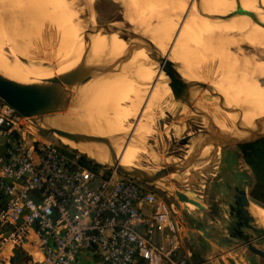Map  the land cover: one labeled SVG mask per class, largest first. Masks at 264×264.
Returning a JSON list of instances; mask_svg holds the SVG:
<instances>
[{"label":"bare ground","instance_id":"6f19581e","mask_svg":"<svg viewBox=\"0 0 264 264\" xmlns=\"http://www.w3.org/2000/svg\"><path fill=\"white\" fill-rule=\"evenodd\" d=\"M162 1H164V2H162ZM174 1H176L177 4ZM200 1L202 3L204 2L203 0H200ZM261 1H263V0H261ZM18 2L22 4L21 6H23V7L20 6L21 9H23V10L26 9V11H30L29 9H33L35 6V8L33 9L34 12L37 11V15L38 14L43 15V16H38L39 23H43L45 26L50 25V27H52L51 28L52 30H50V27L49 28L46 27V28L50 30V33L53 35V38H55L53 41L51 40L55 44H51V45L46 44V46L43 45L42 47H39L37 49L25 51V52H23V55L12 54V55H8L7 57H5V60L3 63V68L8 69L9 71H0V73H2V75H4L7 78V80H9L8 82L11 83V81H12L13 83H18L19 85H21L23 87H25V86H31L32 87L33 86L34 92H37L36 94L39 97H42L46 101L50 102L54 98L55 87L61 81L63 73H59V74H56L55 76H51L49 78L42 79L43 76L45 75V73L48 72V71L44 70V68H43L42 69V71L44 70L43 74H41L35 78H31L32 74L29 71H31L33 68L42 67L49 62L51 63L53 61V59H56V58L81 57L82 54H84V53L85 54L82 57H87V58H90V59H93L96 61L104 62L105 64H111L113 62H115V64H118L119 62L123 63V62H125L124 59L129 58V53L127 52L126 46L130 47L129 49H131L133 54H134L133 59H131L128 62V64L125 63L126 66L122 67V69H124V68L126 69V67L131 66L129 64L133 63L134 60L135 61L138 60L140 62V64L142 65V67H139L137 69L133 68L134 69V77L138 81H136V82L130 81L131 86L133 87V89H135L134 91H142V90L144 91V89L146 90L147 88L143 86V85H145L144 83H146L148 87L151 86V88L149 89L146 100L144 99L145 102L142 104L141 113L139 114L138 118H141V116H143V114L144 115L147 114L148 117L150 116L152 118V120L158 121V123L163 128H165L168 132H170V134L173 137L180 138V139H187L190 142V144H192L193 149L210 150V149H212L211 146L204 147V146H196V145L202 144L203 142H205L206 138H208L210 135H212V136H225V137L228 136V133L231 132L227 129L228 124H226V123L222 124L223 122H225L222 120V117H224L223 115L226 114L227 112L219 110L216 114H213L212 116L210 114L209 118L214 116V118L213 119L211 118V119L214 121L215 124H211L209 122H206L207 120L202 121V122L200 121V119H199V122L194 121V120H192V118H190L189 121H185V122L182 121V117H184L185 114L182 112V109H178V108H176V106H174V103L172 102V98L168 97L169 95L166 94V89H164V85H162L164 75H163V73H160V72L161 71L163 72L164 70H166L168 68V66H166V65L163 67H162V65L160 66L159 61L155 60L151 57V56H154L157 59H159V57H160L159 54H161V48L165 45L166 40L170 41V39L172 38L171 37L169 39V34L172 33V36H173V32H171V31L174 30V25H175V23H177L176 21L181 17V15H180L181 12H179V11H183L186 9L185 21H182L183 23H181L182 24L181 29H178L176 34L173 36V41H172L171 47L168 49V52L166 54V57H167L166 60L174 61V64L175 65L177 64L176 66H178V64L183 65L182 67H184L185 70L187 69V72L195 71L200 76H208V79H199V77L197 78L195 76L194 80L193 79H190V80H193V81L196 80L198 82H203L204 84L211 85L212 88L214 87V89L217 90V92L222 96L223 100L227 104L230 103L231 105L238 106L241 110H243V113L246 112V110H247L248 113L246 112V115L243 117V120H242L245 123L242 122V124H241L246 129V131L256 132V131L264 128V87L261 86V84H260L261 82H259V84H257L258 80L259 81L262 80V82H264V39H260L259 36L258 37L256 36L257 38L253 37V35L250 34V31H253V30L255 31L256 27H260V25H258L256 22L255 23L257 25H255L254 22L252 24L250 21H247L248 19L242 24L240 22L233 23L231 21H229V22H226L225 20L222 21L217 16H215L213 13V11L220 9V8H218V6L214 7L211 5L212 3L207 4L205 2L203 4L201 3L199 5H195L194 4L195 0H125L124 4H122L120 12L115 13V16L116 15H118V17L120 16L119 18L117 17L118 20H116L115 22L111 21L113 24H110V26L102 25V26H98L97 28H95L91 24V20L89 18L91 16H88L87 15L88 13L86 14V12H84V10L81 6V2H82L81 0H19V1H17V3ZM86 2H87V0H86ZM86 2L83 4L84 6L86 5ZM91 2H92V0H91ZM33 4H34V6H32ZM248 4H255V3L253 1H250V0H245V4H242L240 2H234V5L228 4V7L230 8L231 11L235 12L237 5H241V9L244 10L245 12H247L249 10V8L251 7L250 5L248 6ZM131 5H133L132 8H131ZM214 5H216V4H214ZM29 6L30 7L32 6V8H30ZM10 7L11 6H8L9 9H10ZM87 7H85V8H87ZM228 7H226V9L229 11ZM12 9H15V8L12 7ZM198 9L199 10L201 9L203 11L202 12L200 10L201 13L203 14V17H204V15L205 16L207 15L206 16L207 19H204L205 17L200 18L198 16V11H199ZM222 10L225 11L224 8H222ZM115 11H116V9H115ZM30 13H31V11H30ZM31 15H33V14H31ZM34 16H35V18H37L36 15H34ZM34 16L32 17V19L34 18ZM115 16H114V19L116 18ZM212 16H213V18L215 17L214 18L215 20L214 19L212 20L211 18L208 19V17H212ZM40 18H41V20H40ZM86 20H87V22H89L88 23L89 28L86 24H85L86 27L83 25V22L85 23ZM27 21H25V22H27ZM31 21H32V23H31ZM33 22L35 23L36 19H35V21H34V19L30 20L29 23L33 24ZM29 23L27 22V24H29ZM39 23H38V21L35 23V24H37V27H38V25H40ZM43 24H41V25L43 26ZM111 26L119 27V29L113 28ZM125 26L128 28V30ZM239 27L244 28V30L241 31V29ZM41 28L43 29V27H41ZM46 28L44 27V30ZM84 29H85L86 33H85ZM34 30H37V29H34ZM38 30H40V29H38ZM44 30H43L44 35L47 31L49 33V30H47V31L45 30L46 32H44ZM40 31H42V30H40ZM8 32H9V30H8ZM18 32H17V34H18ZM83 32H84V34H83ZM49 34H48V36H49ZM4 35H7V34L2 33L0 31V47L2 45L8 46L6 43H8L9 40H11V39H8ZM46 35H45V38H46ZM54 35H56V36H54ZM14 37L16 38V36H14ZM84 37H86L87 40H85ZM104 37H106V38H104ZM109 37H110V39H109ZM15 38H13V39H15ZM13 39H12V41H13ZM50 39H48V41H50ZM5 41H6V43H5ZM225 44H226V46L230 47V49H231V47H233L235 50L233 52L232 51L230 52L227 49L228 47L225 46ZM241 45H245V46L251 48L252 50H256V51L262 50L263 52H262V54H260L258 56H256L255 54H251L249 56H247V55L244 56V55H241V53H240V47H242ZM87 46H88V50L86 52L85 50H86ZM186 47H188L187 50H186ZM173 48H175L174 49V57L170 56V54H169ZM6 49H7V47H6ZM25 49H27V48H25ZM22 56H23V58L24 57L25 58L22 59L21 58ZM30 57H31V60L29 61ZM211 59L216 60V61H214V64L211 62ZM70 60H71L70 58H69V61L64 59L63 61L64 62L67 61V63H65V64L68 66H66L64 64L65 65L64 67H61V68L58 67L57 69L58 70L62 69V70L67 71V69L69 70L70 68L75 66L76 63H78L74 60H79V59L74 58L73 61L71 60L72 62ZM60 61L61 60L59 59V62ZM177 61H178V63H175ZM82 62H84V61H82ZM92 62H94V61H92ZM35 63H37V65ZM61 63H59V64H61ZM89 65H91V63ZM180 65H179V67L181 68ZM100 66H101V64H100ZM66 67H67V69H65ZM82 67H83V65H82ZM45 68H47V66ZM48 70H51V67ZM116 70H117V72L121 71V69L120 70L116 69ZM182 70L183 69H180L181 72H184V73L186 72V71H184V70L182 71ZM89 71H91V70H89ZM89 71H88V73H89ZM210 71H212V72L209 74ZM75 72L76 71L74 69V73ZM127 72H128V70L126 69V73ZM219 72L222 73L223 75L221 74L222 75L221 76ZM207 73L209 75H207ZM48 74H50V73H48ZM123 74H125L124 71H123ZM89 77H90V75H89ZM95 80H97V79H95ZM185 81L188 82L186 79H184L183 82H185ZM93 82H95V81L91 82L92 83L91 88H93ZM183 82H182V84H184ZM213 83H215V86L213 85ZM100 84H102V83H100ZM102 85H109L108 87L105 86V88H106L105 93L108 92V95L110 94L109 95L110 101L112 100L110 102V109L111 110L113 109V107H111V106L116 105L117 107L118 106L120 107L121 104L122 105L126 104V107L123 108L124 111L122 110L123 112L122 111H121V113L117 112V110H116L117 107H116V109H115L116 112L114 113V111H115L114 110L113 112L110 113V115H109L110 118L108 117V120L110 121V125H111L109 127L110 130H108L106 132H105V130H107V129L102 130V132L104 131V134H102V136L104 135L107 138V137H110V134L116 135L117 133L121 132L119 125L123 126V124L121 123L122 120L123 119L125 120L128 117V114L130 115L129 112H131V110H133L135 107L137 108L138 104L142 103L143 98H141L140 95H137L138 93L137 94H133L130 92L127 93L121 85L118 86L117 90L112 89L110 84H109V81L108 82L106 81ZM96 86L97 85H95V87ZM220 87H221L222 91H220ZM201 88H200V90L196 89L197 92L198 91L200 92ZM95 89H97V87ZM91 90H93V89H91ZM91 90H88V91L92 92ZM204 90H205V88H204ZM97 91H98V89H97ZM214 91L211 93H214L213 96L215 97ZM99 92H101V91L99 90ZM93 93L92 94L90 93L92 96L89 94V97H90V98L88 97L89 99L86 96L84 97V101H86V102L88 101V103L90 102L91 104H93L92 106H94V104L96 102H98V99L100 98L99 93H96V94L94 93V95H93ZM193 93L194 92H192L190 94L192 95ZM203 93H200L201 94L200 95V94L195 92V97H194V95L192 96V97H194L193 100H195L196 102H198V100H199L198 104H200V105H198V106L199 107L202 106L203 109L204 108H206V110L208 108L213 109L212 108L213 103L210 102L211 98L204 97L202 95ZM156 94L159 96H156V100L153 101V97ZM208 94H210V93H208ZM208 94H206V95H208ZM86 95H88V94H86ZM95 95H97L98 98H96ZM100 95L102 96L105 94L101 92ZM108 95L105 97H108V99H109ZM184 95H186V94H184ZM80 96L81 95H79V98H80ZM92 97L94 99H97L96 102H94L95 100H93ZM104 99H106V98H104ZM117 100H119L120 102L118 103ZM193 100L190 99L187 101H193ZM82 101H83V99H82ZM100 101H102V100H99V102H98L99 104H100ZM217 101L218 100H216L215 103ZM196 102H195V104L197 106ZM82 103H84V102H82ZM102 103L103 102H101V104ZM97 104H95V105L97 106ZM148 104H151V105H148ZM189 104L192 105L191 102ZM189 104H188V106L190 108ZM204 104H206L207 106H204ZM216 104H219V103H216ZM185 105H187V104H185ZM105 107L107 109L109 108L108 106H105ZM194 107H195V105L193 106V108H190V109L191 110L195 109L196 107L195 108ZM216 107H217V105H216ZM230 108H232V107H230ZM95 110H96V108H95ZM95 110H93V112ZM102 110L106 111L105 109H102ZM102 110H101V112H102ZM86 111H88V110L86 109ZM198 111H200V110H198ZM95 112H97V111H95ZM98 113H100L99 110H98ZM239 113H240V111H239ZM243 113H241V115ZM72 114H73V112H72ZM83 114H84V116H82V117L85 119L87 117V116L85 117V114H87V113H83ZM195 114H196L195 112H194V114L192 113V116ZM97 115H99V114H97ZM89 116H90V114H89ZM105 116L106 115H104V117ZM107 116H106V118H107ZM198 116H200V114H198ZM234 116H236V115H234ZM96 117H98V116H96ZM23 118H25V117H23ZM83 118H81V121L84 120ZM89 118H91V117H89ZM99 118H100V115H99L98 119ZM196 118H198V117H196ZM228 118H229V116H228ZM26 119H28V118H26ZM76 119H72L74 122L69 121V122H66L65 124H61L62 125L61 127H63V126L66 128L71 127V129L73 127L76 130H69L70 129L69 128L68 132L85 134V135L93 138L96 141V144H94V146L89 145V144H74L72 141L66 140L64 138H60V139H63L64 141H66V144L69 145L71 148H75L80 153L85 154L87 157L95 160L96 162H99V163L109 162L110 158H108L107 156H104V157L98 156L99 148H100L99 146H101L100 144H102V140L97 139L98 140L97 141L96 137L101 136V134H100L101 132L99 133V135L98 134L96 135L95 133L97 131L96 129L98 128L100 121L96 122L95 120H97V119L93 120L94 116H93V119L91 118L93 121L86 118L87 119L86 123H85V120L83 123L81 121H78V123H75ZM254 119H255V123L258 125V127L254 128V129L252 128L250 130V129H248V125ZM195 120H198V119H195ZM46 121L51 126H53L55 124L53 121H50L49 119H46ZM105 121H107V120L104 119L103 122H105ZM109 121H107V122H109ZM142 121H140V122H142ZM145 122L147 123L148 121H143V123H140V124L144 125V124H146ZM229 122H230V120H229ZM100 125L103 126V124H100ZM147 125H148V123H147ZM104 126L106 127V125H104ZM135 126H136L135 127L136 129H134L132 131V134L137 139L133 143L132 150L129 148L130 149V151H128L129 153L126 150V149H128V148H126V146H125L126 149L124 148L121 151V154H119L120 156L117 157L119 159V161H118L119 165L124 166V167H137V170H138V173L140 174V176H141L142 172H147L150 176L159 174V176H160L159 178H163L164 177L163 175H166L169 178V176L167 174L163 173L160 170L154 169L150 166L149 161L152 163L155 161L154 157H157V156H155V153H151L150 157L147 156V158H144L145 161L148 159L149 165L145 164L143 162L144 160H142L143 164L140 162V159L143 158L142 156L144 154H146L144 152L143 147L148 145V144L139 140L140 137L137 135L138 132H136L137 127H139V125L136 124ZM57 129H60V128H57ZM64 129H60V130H64ZM221 129H224V131H221ZM64 131H67V129ZM182 132H191V133L194 132V133L190 134L189 136H186V135L184 136L183 135L184 133H182ZM204 133H206L207 135ZM133 136H130V139H132L131 137H133ZM121 137H122V135L120 137L118 136V139ZM110 138H109V140H110ZM133 139H135V138H133ZM109 140H108V142H109ZM106 141L107 140H105L104 142H106ZM216 145H218V143H216ZM104 146L102 145L101 147L102 148L104 147V148L103 149L100 148V149L105 150V148H106V150L107 151L109 150L110 152L113 150V149H111L110 145H108V144L107 145L104 144ZM173 146H175V145H173ZM134 149L137 151H135ZM115 150H118V148L116 147ZM104 152H106V151H104ZM181 157H183V156H181ZM206 158H208V157H203L202 159H200L194 167L201 166L202 163L205 162ZM192 180H193V178H192ZM192 180L190 179L191 184H192ZM174 183H175V185H171V183H170L168 186H164L162 188L164 190H166L168 192V194H170V195H172L170 193V192H172L173 196L175 197V195L177 193H179L178 185L181 182H174ZM215 192H216L215 188H211L209 193L211 195V194H214ZM248 210H249L250 214L253 216V218L255 219V221L257 222V224H259V226L264 229V211L260 210L259 208H257L256 206H253V205H249Z\"/></svg>","mask_w":264,"mask_h":264},{"label":"built area","instance_id":"2783aa9c","mask_svg":"<svg viewBox=\"0 0 264 264\" xmlns=\"http://www.w3.org/2000/svg\"><path fill=\"white\" fill-rule=\"evenodd\" d=\"M37 131L0 100V264L15 250L26 264L86 254L103 264H192L178 253L182 222L155 188L115 170L97 174Z\"/></svg>","mask_w":264,"mask_h":264},{"label":"rangeland","instance_id":"374dc122","mask_svg":"<svg viewBox=\"0 0 264 264\" xmlns=\"http://www.w3.org/2000/svg\"><path fill=\"white\" fill-rule=\"evenodd\" d=\"M17 1H19V0H17ZM17 1L16 0H0V31L2 33L7 34V35H4V36H6L8 39H11L8 42L10 45L8 43H6V41H5V43L8 46H6V45L3 46L2 45L0 47V71H9L8 69L3 68V63H4V60H5V57H7L8 55H12V54H14V55H17V54L18 55L19 54L20 55H23V52H25V51L34 50V49H37L39 47H42L43 45L46 46V44L47 45L48 44L49 45L55 44V43L52 42L55 38H53V35L50 33V30H52L51 29L52 27H50V25H48V26L46 25L45 26L43 23H39L38 16H43V15L42 14L41 15L40 14L37 15V11L34 12V10H33L35 8L34 4L32 5V6H34V8L33 9H29L31 11V13H30V11H26V9L25 10L21 9L20 6L22 4L19 3V2L17 3ZM81 1H82L81 2V6H82L84 12H86V14L88 13L87 14L88 16H91V17H89L90 20H91V24L95 28H97L98 26H102V25L110 26V24H113L112 22H115L116 20H118V18L120 16L119 17H118V15L115 16V13L116 12L117 13L120 12L121 7H122V4H124V1L125 0H92V2H91V0H87V2H86V0H81ZM203 1L205 3H207V4L212 3L211 4L212 6H214V7H217L218 6V8H220V9H217V10L213 11V13H214L215 16H217L222 21L223 20H225L226 22L231 21L233 23L240 22L242 24V23H244L248 19L247 21H250L252 24L254 22L255 25H257V24L260 25V27H256L255 28V31L254 30L253 31H250V34H252L253 37H256V36L258 37L259 36L260 39H264V28H263V26H264V0L263 1H261V0H250V1H253L255 4H248V6L250 5L251 7L249 8V10L247 12L253 13L255 15V18H256V21H257L256 23L257 24L255 23V21H253L252 19L248 18V16L238 15L237 13H235L236 10H235V12H233L228 7V4L234 5V2H240L242 4H245V0H211V1L210 0H203ZM85 2H86V5L84 6L83 4ZM162 2H164V1H162ZM174 2H176V1H174ZM201 3L202 2L200 0H195V2H194L195 5H199ZM176 4H177V2H176ZM214 4H216V5H214ZM7 5L8 6H11L10 9L8 8ZM32 6L31 7L29 6V7L32 8ZM237 6H240L241 7V5H237ZM12 7H14L15 9H12ZM21 7H23V6H21ZM85 7H87V8H85ZM132 7H133V5H131V8ZM226 7L229 8V11L226 9ZM222 8H224L225 11H223ZM115 9H116V11H115ZM200 10L198 11V16L200 18H204L205 17L204 19H207V17H206L207 15L206 16L204 15V17H203V14L201 13L202 10L201 11ZM179 12H181V14H180L181 17L176 21L177 23H175V25H174V30L171 31V32H173V36L176 34V32L178 31V29H181V27H182V24L181 23H183L182 21H185V18H186L185 17V15H186V9L183 10V11H179ZM31 14H33V15H31ZM34 15H36L37 18H35ZM33 16H34V18H33L34 21L36 19V22L38 21V23L40 24V25H38V27H37V24H35L36 22L35 23L33 22L34 25L29 23L30 20H33L32 19ZM114 16L116 17L115 19H114ZM210 18L213 20L215 17L214 18H213V16L212 17H208V19H210ZM40 20H41V18H40ZM25 21H27L30 25L27 24V22H25ZM86 22H87V20L85 21V23L83 22V25L85 26V24H86L88 26V28H89V24H88L89 22H87V23ZM31 23H32V21H31ZM41 24H43V26ZM41 27H43V29ZM44 27L45 28L46 27L47 28L50 27V30L46 28L47 30H49V33L50 34L48 33V31L46 29L45 30L47 32L44 30ZM111 27L116 28V29H119V27H114V26H111ZM34 29H37V30H34ZM38 29H40L42 31H40ZM240 29H241V31L244 30V28H240ZM8 30H9V32H8ZM43 30H44V32H46L45 35L47 33L49 34V36H48V34L46 35V38H45V35L43 34ZM127 30H128V28H127ZM84 31H85V29H84ZM17 32H18V34H17ZM85 33H86V31H85ZM83 34H84V32H83ZM14 36H16V38ZM54 36H56V35H54ZM173 36H172V33L169 34V39L171 37L172 38L170 39V41L169 40H166L165 41L166 43L162 47L163 49L161 48V54H159V56H160L159 59H167L166 54L168 52V49L171 47V44H172V41H173ZM12 37L15 38L16 40L13 39ZM47 38L48 39L51 38L50 41H48ZM104 38H106V37H104ZM12 39H13V41H12ZM109 39H110V37H109ZM225 46H226V44H225ZM241 46L242 47H240V53H241V55H244V56H246V55L249 56L251 54H255L256 56H258V55L262 54V52H263L262 50H257V51L256 50H252L251 48H249V47H247L245 45H241ZM6 47H7V49H6ZM226 47H228V46H226ZM25 48H27V49H25ZM129 48L130 47H127L126 46L127 52L129 53V58L128 59H124L125 62H123V63L122 62H119L118 64H115V62H113L111 64H105L104 62L96 61V60H93V59H90V58H87V57H82V56H84V54H85L84 53V54H82L81 57H63V58H56V59H53V61L51 63L49 62V63H47L46 65H44L42 67L33 68L31 71H29L32 74V77L31 78H35V77L43 74L44 70L48 71V72L45 71L46 73H45V75L43 76L42 79L49 78L51 76H55L56 74H59V73H63L62 74L61 81L55 87V90H54V98L55 97H58V96H61L62 94H65V93H71L73 95L72 103L70 104V106H68V108L64 112H62V113H60L58 115H55L53 117H51V116L50 117H45V119H49L50 121H53L55 123L53 125V127L60 128V129H64L65 128L64 130L67 129V131H69V130H76V129H74L73 127H72V129H71V127H69L70 128L69 129L68 127L66 128L64 126H63L64 127L63 128V127H61L62 126L61 124H65L66 122H69V121L74 122L72 119H76V118L77 119H76L75 123H78V121H81V118H83L82 117V116H84L83 113H87V114H85V117L87 116L86 117L87 119L92 120L93 119V116H94V119L93 120L97 119L98 121L95 120L96 122H99L100 121V123L98 125V128L96 129L97 131L95 130L96 131L95 134L96 135L97 134L99 135V133L101 132L100 134L102 136V134H104V131L102 132V130L107 129V130H105V132L108 131V130H110L109 127L111 125H110V121L108 120V117H109L110 113L113 112L116 109V107H117L116 105L115 106H111V107H113V109L112 110L110 109V102L112 100L110 101V96H109L110 94L108 95V92L105 93L106 92L105 86L108 87L109 85H102L106 81L107 82L109 81V84H110V86H111L112 89H116L117 90L118 86L121 85L125 89V91L127 93L128 92L133 93V94H137L138 93L137 95H140V97L143 98L142 99L143 101H142L141 104H138L137 105V108L135 107L133 110H131L132 113L129 112L130 115L128 114V117L125 120L124 119L122 120L121 123L123 124V126L119 125L120 126V129H121L120 130L121 131L120 133H117L116 135L115 134L114 135L113 134H110V137L111 138L110 137H107L106 138L104 135L102 137L101 136H97L96 137V140L97 139L102 140V144H100L101 146L102 145L104 146V144L105 145L108 144V145H110L111 149H113L110 152L109 150L107 151L106 148H105V150H101L105 146L103 148L101 146H99L101 149L99 148L98 156H101V157L107 156L108 158H110L109 155L113 156L115 154L114 157L117 159V161H119V159L117 157L120 156L119 154H121V151L125 148V146H126V148H128V149L125 148L127 150V152L130 151V149L132 150L133 143L137 139L135 136H133L132 131L134 129H136L135 128L136 127L135 125L138 124L139 127H137L136 132H138L137 135L140 137L139 140L142 141V142H144V143H146V144H148L145 147H148V146H150V145H152L154 143L155 145H161L162 148H163V152H164V150H165L166 147L172 148L176 152H178V154L180 156H183L182 158L188 164H192L193 166H195L200 159H202L203 157H208L209 153L212 152V149H210V150H206V149L205 150H200V149H193L192 144H189V145L184 144V145H182V144L179 143V140H181L180 138L173 137L170 134V132H168L161 125L158 127L157 126L158 121L152 120V118L150 116H149L150 117L149 118L147 114H145V115L143 114V116H141V118H138L139 114L141 113L142 104L145 102V100L147 98V95H148V92H149V89L151 88V86L148 87L147 84L144 83L145 85H143V86L147 88L146 90L144 89V91L143 90L142 91H134L135 89H133V87L131 86L130 81H134V82L138 81L134 77V69H137L139 67H142V65L140 64V62L138 60H136V61L134 60L133 63L129 64L132 67L131 66L126 67V69L128 70L127 73H126V69L125 68H124L125 70L122 69V67L126 66L125 63L128 64V62L131 59H133L134 54H133L132 50L129 49ZM187 48L188 47H186V50H187ZM174 49L175 48H173L170 51V53H169L170 56H173L174 57ZM227 49L230 52L231 51L233 52L235 50L233 47H231V49H230V47H228ZM87 50H88V46H87V48H86L85 51L87 52ZM21 58L24 59L25 57L23 58V56H22ZM69 58L72 61H73L74 58L75 59H79V60H74V61L78 62V63L75 64V66H73L74 68L72 67V68H70L68 70L67 67H66L65 69H67V71L62 70V69L61 70H58L57 69L58 67L61 68V67H64L66 65L65 63H67V61H69ZM59 59L61 60L60 62H59ZM62 59L63 60L65 59L67 61L64 62ZM30 60H31V57H30L29 61ZM82 61H84V62H82ZM92 61H94V62H92ZM168 61H170V60H168ZM214 61H216V60H212L211 59V62L213 64H214ZM170 62L174 63V61H172V60ZM59 63H61V64H59ZM90 63H91V65H89ZM175 63H178V61L175 62ZM35 64L37 65V63H35ZM78 64H80L81 66L83 65V69H85V71L87 72V74L90 75L89 81L85 85H80V83H79L78 74H76L77 73V65ZM100 64H101L102 67L100 66ZM159 64H160V66L162 65L160 62H159ZM110 65H111L110 72L109 73H104V67L110 66ZM179 65L180 64H178V66H176L177 71H178V73H180V76H181V77L177 78L178 81L176 80L179 83L182 80L184 81V79H186L187 81H193L195 76L197 78L199 77V79H208V76H200L195 71H191L190 70L191 72H187V69L185 70V68L182 67L183 65H180L181 68L179 67ZM46 66H47V68L49 67L48 69H50V67H51V70H48L47 68H45ZM66 66H68V65H66ZM162 67H163V65H162ZM43 68H44V70L42 71ZM115 68L116 69H119V70L121 69V71L118 70L119 72H117V70ZM74 69L76 71L75 73H74ZM180 69H183L186 72L185 73L184 72H181ZM89 70H91L92 72L89 71ZM88 71H89V73H88ZM123 71H124L125 74H123ZM211 72L212 71H210L209 74ZM48 73H50V74H48ZM209 74L207 73V75H209ZM221 74L222 73H220V75ZM95 79H97V80H95ZM190 79H193V80H190ZM92 81H95L96 82V83L93 82V88H91V86H92V83L91 82ZM259 82H261L260 83L261 86L264 87V82H262V80H260V81L258 80L257 81V84H259ZM100 83H102V84H100ZM183 83L185 84V83H188V82L185 81ZM95 85H97L96 87H97L98 91H97V89H95L96 88ZM162 85H164V89H166V94L169 95L168 97H171L172 98V102L174 103V106H176V108H178V109H182V112L185 114L184 117H182V121H184V122L185 121H189L190 118H192V120H194V121H198L199 122V119H200L201 122L207 120L206 122H209L211 124H215L214 121L212 120L214 118V116L211 117L212 118L211 119V118H209L210 117V114L212 116L213 114H216L219 110L220 111H223L222 108H221V104H220L221 103L220 97L222 98V96L217 92V90L214 89V87L212 89H213V91L215 90L214 91L215 92V97L213 96L214 93H211V91H209L207 89L204 90V87H202V88L200 87L201 88V91L200 92L199 91L197 92V90L195 89V90L190 91L188 93L187 92L184 93L186 95H184L182 93L180 96L178 95L179 96L178 98L173 99V97L171 96L170 89L167 86L166 77L165 76L163 77V83H162ZM206 85H208V84H206ZM213 85L215 86V83H213ZM209 86H211V85H209ZM90 88L93 89V90L95 89V90L93 91ZM200 88H198V90H200ZM88 90H91L92 92H89ZM99 90L102 93H104L105 95H102L101 96L100 95L101 92H99ZM220 91H222L221 90V87H220ZM93 92L95 94L96 93H99V97L101 99L99 98L98 99V102H99V100H102V101H100V104H99L98 102H96L97 99H94L92 97L93 100H95L94 102H96L95 104L98 103L97 106L95 104H94V106H92L93 104H91L90 102L88 103V101L87 102L84 101V97L86 96L88 98L89 97V94L90 93L92 94ZM192 92H194V93L191 95L190 93H192ZM195 92L198 93V94L203 93L202 95L204 97L211 98L210 102L213 103L212 104V108L213 109L208 108L209 110L208 109L206 110V108L203 109L202 106L199 107L198 106V105H200V104H198L199 100H198V102H196L195 100H193L194 97H195ZM94 93H93V95H94ZM208 93H210V94H208ZM86 94H88V95H86ZM206 94H208V95H206ZM79 95H81L80 98H79ZM97 95H95L96 98H98ZM107 95L109 96V99H108V97H105ZM193 95H194V97H192ZM156 96H159V95L156 94L154 97L152 96L153 97V101L156 100ZM104 98H106L107 100L104 99ZM82 99H83V101H82ZM190 99H192L194 102L193 101H187V100H190ZM215 99L218 100L216 103H219V104H216L215 103V101H216ZM81 101L84 102V103H82ZM101 102H103V103L101 104ZM117 102L119 103L120 101L117 100ZM190 102H191L192 105L194 104L195 107L198 110H200V111H198L195 107L194 108L197 111L195 109H192L191 110L190 108H193L194 105L193 106L190 105L189 104ZM195 102L197 103V106H196ZM224 102L225 101L223 100V103ZM225 103H224V105L226 107L229 106L228 108H230V107L236 108L237 107L239 109V111H240L239 114H240V119H241V124H242V122H244V121H242L243 120V117L246 115V112L248 113V111L246 110V112L243 113V110H241L238 106L231 105L230 103H228V104L226 103L228 105L227 106ZM185 104H187V105H185ZM188 104L190 105V108H189ZM148 105H151V104H148ZM216 105H217V107H216ZM105 106H108L109 107L108 108L109 110ZM204 106H207V105L204 104ZM124 107H126V104H124V105L121 104L120 107L118 106L117 109H116L117 112H120L121 113L122 110L124 111V109H123ZM95 108H96V110H95ZM86 109L88 111H86ZM102 109H105L106 111H104ZM93 110H95L97 112H95V111L93 112ZM98 110H99L100 113H98ZM101 110H102V112H101ZM116 110L114 111V113L116 112ZM72 112H73V114H72ZM194 112L196 113L195 114L196 116L195 115L192 116V113L194 114ZM241 113H243V114L241 115ZM89 114H90V116H89ZM97 114L100 115V118H99L100 120L98 119L99 115H97ZM198 114H200V116H198ZM104 115H106V116L108 115L107 118H106V116L104 117ZM227 115L229 116V118H228ZM234 115L235 114H233V115L232 114L229 115L228 113L224 114L223 115L224 117H222V120L225 121V122H223V123L221 122L222 124H224V123L228 124L227 125V129L229 131H231V132H232V129L230 128V125L235 122V119L237 117V116H234ZM96 116H98V117H96ZM89 117H91L92 119L89 118ZM196 117H198V118H196ZM86 118L85 119L83 118L85 120V123L87 121ZM103 118L106 119L109 122H107V121L103 122L104 121ZM195 119H198V120H195ZM84 120L81 121V122L83 123ZM139 120L140 121H142V120L143 121H148L147 122L148 125H147L146 122H145L146 124H144V125L142 124L141 125L140 123H143V121L140 122ZM229 120H230V122H229ZM253 121L248 125V129H250V130L252 128L254 129V128L258 127V125L255 123V119ZM100 124H103V126H101ZM104 125H106V127ZM28 130H30L33 133L35 132V130H33V128H29ZM221 131H224V129H221ZM21 133H24V130L23 129H21ZM182 133H184L183 134L184 136L185 135L186 136H189L190 134H193L194 132H192V133L191 132H182ZM36 135L42 141L51 143L52 145L58 147L59 149H61L63 151H66L68 153H71L73 155L78 156V158H80V157H86L92 163H95L96 162L95 160H92L89 157H87L85 154L80 153L75 148H71L69 145L66 144V141H64L63 139H60L55 134L45 133V132H42V131H39L38 130L36 132ZM117 135L119 137L122 135V137L118 139V136ZM130 136H133V137H131L132 139H130ZM109 138H110V140H109ZM133 138H135V139H133ZM105 140H107L106 141L107 143L104 142ZM108 140H109V142H108ZM173 145H175V146H173ZM92 146H94V145H92ZM116 147L118 148V150H115ZM4 150L5 149H4L3 142H0V154H3ZM227 150H228V152L234 154V156H232V158H229V159L227 158L226 159L227 160V163H228V166L224 165L223 162H220L219 165H218V167H217V164L214 163L212 165L211 169L206 174H199V175L195 176L193 181H195L197 183V186L198 187H195V185L193 186V183L191 184L189 178H186L185 180L181 181V183L178 185V191H179V193H182L184 191L185 192L186 191L187 192L194 191V187H195L194 200L198 204H200L201 206H204V207L208 204L209 196L213 195V194L210 195V193H209L210 192V189L211 188H215V190H216V194L214 193L215 200L222 199V203L220 205L221 206L224 205L222 207L223 209L218 206L220 219H221V210H224L223 213H226L228 215L227 220L226 221L224 220L223 224H222V222L220 221L219 218H216V216H213L212 217V216H209L207 214L200 213V212L196 211L195 210L196 208L194 209V207L192 205L186 206L184 204V202L179 201L178 198H176V196L174 197L173 195L168 194V192H165V191H163L161 189H155V192L157 193V195H159L167 203V205H169V206L170 205H173V209L176 210L178 212V214H180V216H182V218L184 220H186V222L188 223L189 228L190 229L193 228V230L195 231V236H197V239L200 238V240H202V239L205 238L204 235H203V233L200 231L201 229L206 230V234L207 235H209L210 233L213 234L212 239L214 240L213 242L215 244L214 246L216 247V253H213V254L210 255L212 259L218 258L219 255H220V253H222L221 255L226 256L227 260H229V262L232 264L234 262L235 258H237V255L239 254L238 251L241 248H244V252L246 254H249L250 256L253 255V254H251L247 250V248L244 247V244H243L242 240H240L237 237V235L235 234V232H234V225H233V223L235 221L234 212H230V210L228 208H227V210L224 209V208H225V205H227V203H229V205L234 206L233 205V200H232V195L235 194V190H234L235 188H237L239 190H244L245 188H247L248 189L247 190L248 191V194L250 195L251 189H252L253 184H254L255 181H254V177H253V174H252L251 170L246 166V164L244 163V161L241 160V152H240L239 148L238 147H229ZM104 151H106V152H104ZM135 151H137V150H135ZM144 152L146 153L145 150H144ZM151 153H155V152L154 151H151V152H149L146 155H148L150 157L151 156ZM155 156H157V157H154V160H155L154 162L151 163L149 161L150 166L152 168L157 169V170H160L163 173L167 174L169 176V179H174V178H177V177H180L181 176L182 173L180 172L179 168L174 164V162L172 161V158H170V157H163L162 155L161 156H158L156 153H155ZM143 162L145 164H148L149 165L148 159L146 161L144 160ZM216 167H217L216 176H215L214 179H211V176L213 175L214 170H215ZM91 170L94 171L97 174L98 173H102L103 175H106V174H109L110 170H113V169H110V168L104 167V166L103 167L102 166H99L98 168L91 169ZM143 175L144 176H150L147 172H142L141 176H143ZM171 185H175V183H171ZM186 197H188V196L186 195ZM249 200H250V205L256 206L260 210L264 211V207L260 206L259 204H256L252 200L251 196H249ZM218 221H220V224L221 225L215 223V222H218ZM192 222L194 223L193 225H195V226H190ZM255 225H256V227L260 228L259 224H257L256 221H255ZM220 226H222L221 229H219ZM242 232L247 233V234H251L252 233V232H250L248 230H245V229H242ZM221 236H224L225 238H227L228 239V242H226V243L224 241H221L220 242V240H222ZM254 246L257 247V248L258 247L264 248V244H261V245L254 244ZM18 251L21 252V253H23V255H24V261H26L27 260V254L25 253V251H23V250H18ZM14 252L15 251H13V255H14ZM34 256L36 257L37 256V253H35ZM260 260H262V259L260 258ZM262 261L264 262V260H262ZM141 264H143V262H141ZM211 264H217V263H211Z\"/></svg>","mask_w":264,"mask_h":264},{"label":"water","instance_id":"95a60500","mask_svg":"<svg viewBox=\"0 0 264 264\" xmlns=\"http://www.w3.org/2000/svg\"><path fill=\"white\" fill-rule=\"evenodd\" d=\"M236 13L238 15H245L251 18L253 21H256L255 15L253 13L245 12L241 9L240 6L236 7ZM264 28V26H263ZM87 40L86 37H84ZM151 56V55H150ZM153 59L158 60L163 66H168L166 70L160 73H163L166 77V83L170 89L171 96L173 99L178 98L182 93L190 92L200 87H204L209 91H213L212 87L206 85L202 82L197 81H188V83L182 84L176 81L177 78L181 77L177 71L176 65L166 59H157L154 56H151ZM111 70V65L104 67V73H109ZM77 74L79 78L80 85H85L89 81V75L83 69V67L77 65ZM7 78L0 73V100L3 101L6 105L11 107L16 113L20 116L28 118L39 131L45 133L55 134L59 138H64L66 140L72 141L74 144H89L94 145L96 141L81 133H71L68 131L57 129L48 124L45 117H53L64 112L68 106L72 103L73 95L71 93H65L61 96L53 98L50 102L46 101L42 97H39L34 92L33 86H21L18 83L8 82ZM179 95V96H178ZM221 99V108L223 111L230 114H235L236 120L233 124L230 125L232 133H229L228 136H212L210 135L206 138V141L202 144L196 146L212 147V152L209 153L208 158L205 162L199 166L194 167L192 164H188L174 149L166 147L164 152L163 148L160 145H150L148 147H143L148 154L151 151H154L158 156L170 157L174 164L179 168L182 173L180 177L169 179L166 175H163V178H159L158 175L152 176H140L138 173L137 167H124L119 165L117 159L114 156H110V161L107 163L95 162L98 166L108 167L119 172L121 175L127 176L129 178L135 179L138 182L145 184L149 187L155 189H161L165 192L162 187L168 186L170 183L181 182L186 178L194 180V177L199 174H206L212 167L214 163L218 164L221 158L222 153L229 147H242L248 145H254L264 140V128L256 132L246 131V129L241 126V119L238 108H228L224 105L223 99ZM159 127L160 124L157 123ZM206 134V133H204ZM207 135V134H206ZM179 143L184 145H189L190 142L187 139L179 140ZM218 143V145H216ZM144 154L142 160L147 158L148 155ZM93 160V159H92ZM142 160L140 162L143 164ZM216 176L215 172L211 176V179H214ZM192 180L193 186H197V183ZM194 187V191H195ZM236 194L232 195L234 200L233 205H228L230 212H234L235 221L233 223L236 226L234 231H237L238 238L242 240L244 247L258 258L264 260V251L255 247L254 244H264V229L262 227L258 228L255 225V219L249 212V194L245 190L234 189ZM194 191L177 193L175 196L179 201L184 202L187 206L192 205L194 209L200 213L207 214L209 216H216L220 219L218 206L222 203V199L215 200L214 194L209 196L208 204L204 207L198 204L194 200ZM170 192V191H169ZM172 195L173 193L170 192ZM186 195L188 197H186ZM242 229L252 232L247 234L242 232ZM205 238H208L206 230H200ZM239 231V232H238Z\"/></svg>","mask_w":264,"mask_h":264},{"label":"crops","instance_id":"0c3cea01","mask_svg":"<svg viewBox=\"0 0 264 264\" xmlns=\"http://www.w3.org/2000/svg\"><path fill=\"white\" fill-rule=\"evenodd\" d=\"M228 149V148H227ZM224 150V152L221 155V158L219 160L220 162H223L224 165L228 166L227 163V158H232V156H234L233 153L228 152V150ZM3 154H0V156H2ZM241 160L242 159V155H241ZM219 163L217 164V167L219 165ZM217 167L215 168L214 172L216 174L217 171ZM246 191V193L248 194V189L245 188L244 189ZM216 194V192H215ZM186 205V204H185ZM229 203H227V205H225V208L227 210ZM173 207V205H171ZM187 206V205H186ZM224 206V205H223ZM221 205H219V207H223ZM223 209V208H222ZM224 210H221V219L220 221L224 222V220H227L228 215L226 213H223ZM175 219L178 221L180 220L182 222V228L179 229L178 235L180 238H182V244L179 250V254L180 255H188L189 256V261L192 264H211V263H217V264H231L229 262V260H227L226 256L221 255L222 253H220L218 258H211V254L216 253V247L214 246V240L212 239L213 234L210 233L208 235V238H204L202 240H200V238L197 239V236H195V231L189 228L188 223L186 222V220H184L182 218V216H180V214H178V212L175 210ZM204 214V213H203ZM220 221L215 222L216 224H220ZM194 223L192 222L190 226H195L193 225ZM221 225V224H220ZM222 226H220L219 229H221ZM222 240L225 243L228 242V239L225 238L224 236H221ZM224 243V244H225ZM260 250L264 251V248L262 247H258ZM238 255L237 258H235L234 262L232 264H264V262L262 260H260V258H258L257 256L254 255H249L246 254L244 252V248H241L238 251ZM27 262H21L20 264H26ZM11 264V262L9 263ZM73 264H103L102 262H99V260L97 258H94L92 256L89 255H82L81 257L78 258L77 262H74Z\"/></svg>","mask_w":264,"mask_h":264},{"label":"trees","instance_id":"16d2710c","mask_svg":"<svg viewBox=\"0 0 264 264\" xmlns=\"http://www.w3.org/2000/svg\"><path fill=\"white\" fill-rule=\"evenodd\" d=\"M239 150L244 163L251 170L255 181L250 196L256 204L264 207V140L254 145L239 147ZM78 162L88 169L99 167L86 157L78 158ZM23 260V253L15 250L11 264H20Z\"/></svg>","mask_w":264,"mask_h":264},{"label":"flooded vegetation","instance_id":"af4514ba","mask_svg":"<svg viewBox=\"0 0 264 264\" xmlns=\"http://www.w3.org/2000/svg\"><path fill=\"white\" fill-rule=\"evenodd\" d=\"M235 194H236V192H235ZM234 195V194H233ZM232 200H233V198H232ZM233 202H234V200H233ZM236 229V226H234V230ZM235 232V234L237 235V231H234ZM239 232V231H238ZM237 237H238V235H237Z\"/></svg>","mask_w":264,"mask_h":264}]
</instances>
